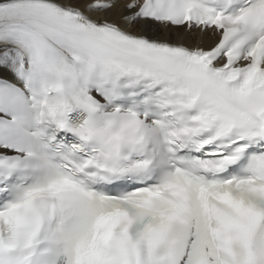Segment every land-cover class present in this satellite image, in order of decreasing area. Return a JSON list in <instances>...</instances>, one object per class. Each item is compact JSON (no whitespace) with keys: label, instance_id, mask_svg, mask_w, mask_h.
<instances>
[{"label":"snow or ice","instance_id":"1","mask_svg":"<svg viewBox=\"0 0 264 264\" xmlns=\"http://www.w3.org/2000/svg\"><path fill=\"white\" fill-rule=\"evenodd\" d=\"M0 264H264V0H0Z\"/></svg>","mask_w":264,"mask_h":264}]
</instances>
